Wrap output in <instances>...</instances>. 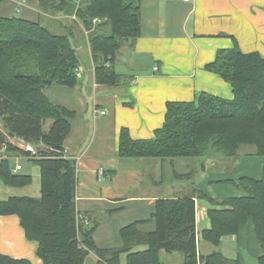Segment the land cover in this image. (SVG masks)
Listing matches in <instances>:
<instances>
[{"label":"trees","instance_id":"16d2710c","mask_svg":"<svg viewBox=\"0 0 264 264\" xmlns=\"http://www.w3.org/2000/svg\"><path fill=\"white\" fill-rule=\"evenodd\" d=\"M34 1L41 12L59 14L71 0ZM76 19L73 24L87 32L95 82L117 85L115 58L140 35L137 1L78 0ZM65 32L59 36L38 22L0 16V152L8 155L0 161V180L9 187L31 184L30 175L10 167L9 158L16 156L36 165L40 179L39 197L0 200V215L18 216L26 239L38 243L37 256L43 264H83L90 252L99 259L97 264H120L122 255L126 264H163L160 251L181 253L184 264H240L218 252L198 256L193 198H204L211 206L207 211L210 228L201 232V238L218 246L222 237L238 236L251 222L259 248L258 264H264V58L243 54L237 47L219 50L206 69L230 84L232 99L200 93L190 102H167L164 122L152 139L133 140L122 128L118 146L121 159L159 160L208 159L218 154L236 159L242 146H250L252 155L262 160L260 176L220 180L235 185L241 195L208 198L196 191L194 196L158 199L152 216L155 230L141 233L131 224L120 230V248H99L92 240L95 226L85 224L76 213L75 162L64 156L63 144L75 111L51 103L43 93L47 86L77 84L78 54L68 27ZM46 120L51 123L44 129ZM9 138L34 145L37 157ZM140 245L147 249L133 251ZM0 264L30 263L0 254Z\"/></svg>","mask_w":264,"mask_h":264},{"label":"crops","instance_id":"0c3cea01","mask_svg":"<svg viewBox=\"0 0 264 264\" xmlns=\"http://www.w3.org/2000/svg\"><path fill=\"white\" fill-rule=\"evenodd\" d=\"M136 1L139 5L140 35L131 45L124 46L115 58L114 70L120 77L117 85L95 82L87 32L82 30L85 39L69 38L79 59L77 84L73 87L52 85L43 89L51 103L75 111L70 133L63 144L64 156L75 162L76 213L81 220L87 219L89 225L95 226L92 240L99 248H120V230L131 224H136L141 233L155 230L152 216L158 199L194 196L196 191L214 198L209 192L211 186L207 185L212 183V175L207 176L205 170L219 159H205L199 182L190 185L191 175L176 176L175 173H189H181L176 168L175 159L150 162L119 158L120 130L126 128L133 140L152 139L154 131L164 122L167 102H190L200 93L232 99L230 84L206 69L219 50L237 47L243 54L257 53L264 58V0ZM77 6L78 0L68 5L63 13L46 14L38 9L34 0H5L0 4V16L13 17L14 12H21V18L38 22L52 34L64 36L65 27L77 21ZM80 50L86 52V64L81 61ZM95 111H104L105 114ZM9 142L21 149L26 144L17 138H9ZM7 157L2 150L0 161ZM9 159L18 161L26 158L16 156ZM261 161L257 160L256 169L253 165L248 167L247 163L240 162L241 170L252 175L237 173L238 176H260ZM16 166L17 163L12 166L13 171ZM110 171L116 173L111 175ZM221 174L228 176L225 179H234L229 177L232 172ZM186 179L187 182L184 181ZM231 194L215 198L236 195L234 192ZM193 200L198 256L218 252L245 264L238 252L228 257L217 251L221 241L229 238L236 243L241 239L243 243H249L248 247L251 244L250 252L258 258L259 248L251 222L238 236L222 237L218 246L204 241L200 235L210 228L207 211L211 206L204 198L194 197ZM252 235L255 238L253 241ZM37 249L36 241L26 239L17 215H0L1 255L14 260H27L30 264H43L37 256ZM146 249V246L140 245L133 251ZM164 253L160 251L161 261L168 254ZM98 261L90 252L83 264H97ZM120 264H126L125 255H122Z\"/></svg>","mask_w":264,"mask_h":264},{"label":"rangeland","instance_id":"374dc122","mask_svg":"<svg viewBox=\"0 0 264 264\" xmlns=\"http://www.w3.org/2000/svg\"><path fill=\"white\" fill-rule=\"evenodd\" d=\"M75 1L77 0H71L69 2V5L75 4ZM18 9H21L18 8ZM14 16L20 17L21 12L17 13L14 12ZM70 33L72 34L73 38L82 40L85 39V35L83 34V28L80 26H76L72 23L69 27ZM85 31V30H84ZM73 43V42H72ZM128 45V44H127ZM81 61L83 63L88 62V57L86 55V52L83 50L79 51ZM118 66V64H117ZM51 123V120H46L44 123V129L48 128L49 124ZM1 124V123H0ZM240 155L236 159L228 158V157H223L222 154L216 155L214 159L218 160V162L213 165H210V167H207L208 169L205 170V174L208 176L210 173L212 175V183H208V187H210V195L212 197H218V195H221L223 197L232 195L231 193H236V195H241L242 191L235 187L233 184H227L224 182H220V180L225 179V175H222V172H232L231 176L234 179H238L237 177L239 175H252L250 173H247V171H242L240 167V162H245L247 163V166H252L253 169H256V162L257 160H261L260 157L256 155H252L254 153V148L250 146H242L239 149ZM149 160L150 162H153L157 159H145ZM159 160V159H158ZM171 161L170 159H165V161ZM244 160V161H240ZM175 164L176 168L180 170L181 173H190L192 178L190 179V182L188 184H197L199 181V174H202L204 171L201 169L202 164L205 163V159L201 158H183V159H175ZM262 162V161H261ZM17 163L20 164L21 168L23 169L21 171H15L16 173L19 174H26L31 176V184L28 186H25L23 188H14V187H9L3 183L0 182V199L4 200L7 199V197L10 196H28V197H39L40 192H39V187H40V179H39V168L36 165H33L31 162H29L26 159H19L18 161L11 159L9 164L10 167L15 166ZM239 165V166H238ZM237 169V170H236ZM244 170V169H243ZM144 171V170H143ZM187 182V179L184 180ZM198 181V182H197ZM197 182V183H196ZM192 190V187H190ZM195 189V188H193ZM251 230V229H248ZM246 232V231H245ZM245 234V233H244ZM247 234L245 235V240H247ZM252 241L255 240L254 236L252 235L251 237ZM208 244V243H207ZM209 246H212L208 244ZM245 245V246H244ZM249 243H243L241 239H238L237 243L236 242H231V240L228 239H223L221 241L220 247L217 248V251H221L224 255L231 257L229 255H232L234 252L240 253V255L244 259L245 264H258L257 258H254L252 253L250 252L252 249V245L250 244V247H248ZM165 254V253H164ZM166 256L162 258V261L164 264H183L182 263V255L180 253H175L173 255L165 254ZM169 256V257H167ZM169 258V259H168Z\"/></svg>","mask_w":264,"mask_h":264},{"label":"built area","instance_id":"2783aa9c","mask_svg":"<svg viewBox=\"0 0 264 264\" xmlns=\"http://www.w3.org/2000/svg\"><path fill=\"white\" fill-rule=\"evenodd\" d=\"M183 2H189L190 0H181ZM97 22V20H94L93 21V24H95ZM108 66V65H107ZM154 71H157V68H154ZM95 113H98V114H105L104 111H95ZM25 152L29 153L30 155H32L33 157H37V149L34 145L30 144V143H26L24 145V149H23ZM21 169V166L20 165H17L15 167V171H18ZM81 220V219H80ZM85 224H88V221L87 220H84L83 221Z\"/></svg>","mask_w":264,"mask_h":264},{"label":"bare ground","instance_id":"6f19581e","mask_svg":"<svg viewBox=\"0 0 264 264\" xmlns=\"http://www.w3.org/2000/svg\"><path fill=\"white\" fill-rule=\"evenodd\" d=\"M81 219H82V218H81ZM77 220H79V218H78ZM84 220H86V219H84ZM78 223H79V221H78Z\"/></svg>","mask_w":264,"mask_h":264}]
</instances>
